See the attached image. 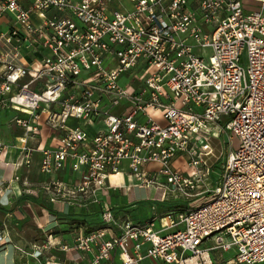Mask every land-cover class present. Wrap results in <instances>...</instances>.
<instances>
[{
  "label": "built area",
  "instance_id": "2783aa9c",
  "mask_svg": "<svg viewBox=\"0 0 264 264\" xmlns=\"http://www.w3.org/2000/svg\"><path fill=\"white\" fill-rule=\"evenodd\" d=\"M249 1L258 7L244 0H0V19L14 22L0 31V110L16 111L28 136L42 124L60 132L56 147L42 149L40 169L51 177L43 198L97 201L125 172L141 187L164 189V197L202 198L164 217L161 229L106 207L102 227L79 230L74 245L49 235L32 245V256L59 246L81 255L44 264H111L114 252L120 264H214L218 250L233 251L225 264H264V0ZM31 47L38 54L32 64L25 61ZM83 72L89 76L81 80ZM124 100L128 109L112 112ZM222 131L240 143L213 185L204 178L216 157L210 135ZM4 148L0 142V156ZM32 152L25 148L22 163ZM181 155L193 173L174 165ZM69 166L82 173L78 183L57 177Z\"/></svg>",
  "mask_w": 264,
  "mask_h": 264
},
{
  "label": "crops",
  "instance_id": "0c3cea01",
  "mask_svg": "<svg viewBox=\"0 0 264 264\" xmlns=\"http://www.w3.org/2000/svg\"><path fill=\"white\" fill-rule=\"evenodd\" d=\"M244 2L249 9L258 7L256 2L249 0H244ZM13 23L11 15L2 17L0 31H7ZM31 49L32 47L28 49L30 52L25 53V61L32 64L37 60L38 54ZM3 72L4 67L0 63V75ZM128 107V103L123 104L118 108L120 109L118 112H125ZM16 116L17 112L13 109L0 110V142L5 146L4 152L0 156V230L4 236V239L0 241V264H44L46 260L70 261L74 257H78L81 253L66 252L56 246L45 250L43 257L36 258L31 254L32 245L42 244L49 235H53L57 242L74 245L75 236L79 230L91 232L104 225L102 212L104 204L107 202L105 197L113 199L120 191L124 196L121 204L117 205L118 207L111 206L116 217L131 219L135 223L154 222L156 229L162 228L163 222L166 221L164 217L169 214H158L157 208L159 207L154 204L155 201L171 204L169 207L174 208L173 211L187 209L202 201L201 197L187 199L174 192H170L164 197V189L141 187L134 178L129 177V174L125 172L117 176L115 183L112 178L110 179L112 187L105 192H100L97 201L92 197H82L76 204L67 201L51 204L41 194L42 183L51 177L41 172L40 165L42 149L56 147L60 132L42 124L39 133L28 136L25 133V128L15 122ZM160 121L165 123L161 116ZM69 124L75 126L79 124V121L71 119ZM87 129L91 136L95 134V129L91 126H87ZM22 138H25V141H22ZM25 148H33L29 164L22 163ZM219 151L216 149V157L208 159L209 163H214V165L211 167L210 174L204 177L207 183L212 182L213 185L217 184L225 163L222 158L220 159L222 151ZM174 165L185 173L195 171L189 166L183 155L174 161ZM217 166L220 169H218L219 174L215 173V176H212L213 170ZM149 168L157 169L158 165L153 164ZM205 171V168L202 169V172ZM57 177L69 183H78L82 179V173L72 171L69 166L59 172ZM136 189L140 193L144 190L145 194L134 196L132 193ZM20 247L23 250H20ZM146 248L147 246L143 250ZM224 253L229 257L234 254L233 251ZM90 258V255L87 258L81 256L82 262H87ZM120 262L119 253L114 252L111 264H120ZM145 263L166 264L151 258H145L141 262V264Z\"/></svg>",
  "mask_w": 264,
  "mask_h": 264
},
{
  "label": "rangeland",
  "instance_id": "374dc122",
  "mask_svg": "<svg viewBox=\"0 0 264 264\" xmlns=\"http://www.w3.org/2000/svg\"><path fill=\"white\" fill-rule=\"evenodd\" d=\"M242 64L245 67L248 64V61H247V53L244 54V56L242 58ZM88 76H89V74L87 72H83V74L81 75L80 79L81 80L86 79ZM119 82H120V84L122 86H126L127 84H129L128 74L127 73L123 74L121 76V78L119 79ZM126 103L127 102L124 100L123 101V104H126ZM118 108H120V107L113 108L112 109V112L117 113L120 110ZM210 137H211L210 138L211 139L210 141L212 143L213 148L222 151V154L220 155V157L223 159V163L227 159V155H228L229 151L231 149H234L235 150L238 147L239 143H240L239 139L236 136H234L233 133H231L229 131H222L221 133L220 132H216V133L210 135ZM211 158H212V156L210 157V159ZM218 169H219V166H217V167L214 168L213 173H212V176H215V173L216 174H219V170L220 169L219 170ZM132 194L134 196H136V197H138L139 194H141L143 196L145 194V191L143 190L140 193V191H138L136 189V190H134V192ZM123 197L124 196H123L122 191H120L117 194V196H115L113 199H112V197L110 198V197L106 196L105 199L107 200V202L104 204V208L111 207V206L118 207L121 204V202L123 200ZM198 203H196V204H198ZM154 204L159 207V208H157L158 214H161V213L170 214L173 211V209H174V208L169 207V206H171V204H168V203H162L160 201H155ZM166 206H168V207H166ZM179 207H182V205H179ZM212 243H213V238H210V239H208V240L205 241V244L206 245H210ZM224 256L225 255H223L221 253V251H218V250L213 251L212 252V257H213L214 264H222L221 263V259ZM148 261H150V260H148Z\"/></svg>",
  "mask_w": 264,
  "mask_h": 264
},
{
  "label": "trees",
  "instance_id": "16d2710c",
  "mask_svg": "<svg viewBox=\"0 0 264 264\" xmlns=\"http://www.w3.org/2000/svg\"><path fill=\"white\" fill-rule=\"evenodd\" d=\"M215 253V252H214ZM213 253V254H214ZM223 255H225L224 257H222V259H221V263L222 264H225V262H226V260L228 259V258H230L228 255H226L225 253H223V252H221Z\"/></svg>",
  "mask_w": 264,
  "mask_h": 264
},
{
  "label": "bare ground",
  "instance_id": "6f19581e",
  "mask_svg": "<svg viewBox=\"0 0 264 264\" xmlns=\"http://www.w3.org/2000/svg\"><path fill=\"white\" fill-rule=\"evenodd\" d=\"M212 147H213V146H212ZM213 151H214V154H216V149L213 148ZM112 179H113V182L115 183V181H116V179H117V176H113ZM120 183H121V182H120Z\"/></svg>",
  "mask_w": 264,
  "mask_h": 264
}]
</instances>
